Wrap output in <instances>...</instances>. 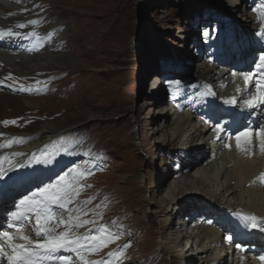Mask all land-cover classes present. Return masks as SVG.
I'll return each mask as SVG.
<instances>
[{
  "label": "bare ground",
  "instance_id": "6f19581e",
  "mask_svg": "<svg viewBox=\"0 0 264 264\" xmlns=\"http://www.w3.org/2000/svg\"><path fill=\"white\" fill-rule=\"evenodd\" d=\"M116 2L120 3L119 0H0V30L19 33L0 38V127L28 131L22 137L23 143L0 147V156L8 159L12 156L22 164L37 151L51 150L54 142L59 144L54 127L61 125L59 116L73 113L77 108L81 113L65 116L63 124L80 121L87 112L98 116L108 107L115 106L117 110L124 107L123 74L115 69L102 70L108 48L120 45L111 30L103 31L111 22L101 19L105 13L118 11V4L113 5ZM56 5L61 6L58 13L54 11ZM76 7L82 10L81 16H75L71 10ZM213 8L223 19L231 21L236 35L217 49H201L194 62L195 65L199 61L197 68L185 78L186 98L179 104L155 107L152 114L159 115H149L150 120L145 121L143 128L144 134L148 132L147 136L157 143L146 149L147 155H151V149L164 152V148L170 147L179 157L174 160L175 166L165 170L164 176H159L154 169L140 174L139 161H130L121 152L123 145L118 137L112 136L122 161L119 172L133 179H128V186L121 188L116 186L118 175L93 178L91 193L102 195L85 211L72 213L81 222L106 219L116 223L119 226L112 234L129 235L132 241H138L139 253L131 252L124 264H189L192 260L197 261L193 264H264L259 259L264 257V231L259 230L264 227V152L260 149L261 137L255 135L264 129V105L245 106L243 102L251 98V93L244 90L245 84L239 75L235 78L232 75L255 71L252 60L256 47L243 44L250 41L253 30L260 31L261 24L257 21L258 13L253 10L245 14L250 13V17L243 13L242 23L236 16L240 8L237 0H216ZM19 24L25 27L18 28ZM33 32L36 36L31 35ZM177 50L180 57L187 58L183 48L177 47ZM257 54L259 58L264 51ZM116 62V66L120 65V61ZM88 64L94 71L89 70ZM146 71L160 75L153 66ZM41 77L47 80V85L40 83ZM59 80L66 82L65 90L50 91L49 83ZM154 81L145 91L143 113L151 110V100L157 94V88L156 92L150 90ZM237 86L242 89L240 93L236 92ZM247 88L255 90L254 80ZM59 95L64 98L58 99ZM233 96L237 99L235 105L224 103ZM46 110L49 113L40 122L39 112ZM124 111L130 119V111ZM92 117L95 116L91 114L89 118ZM216 126L223 130L214 132ZM245 127L253 132L247 154L236 148L234 138ZM136 135L132 134L134 138ZM13 137L9 136L4 143ZM147 140L144 138L142 142ZM135 143L133 147L138 148V142ZM226 143L230 144L229 148L224 146ZM7 163L0 164V179L2 169L8 168ZM21 176L20 185L27 187L36 179L24 173ZM140 184L154 193L150 202L143 199L146 192L139 188ZM35 191L36 188L21 187L6 192L3 198H9L5 202L0 199V231L15 233V228H8L10 214L17 211L20 200ZM191 194L201 200L189 202ZM185 204L190 206L183 209ZM68 207L80 209L79 205ZM135 207L139 213L125 212ZM118 210L124 211L120 217L116 214ZM55 213L64 218L68 216L58 207ZM90 213L95 217H89ZM252 216L259 222L255 228L249 224L248 218ZM18 223L24 225V235L37 239L32 232L34 217ZM228 237H232L231 242ZM102 249L83 254L87 258ZM141 252H150L148 262L143 260ZM55 255H73L74 264H79L69 252ZM161 257L163 260L159 261ZM0 264H7L6 258L0 257ZM43 264H59V261Z\"/></svg>",
  "mask_w": 264,
  "mask_h": 264
},
{
  "label": "rangeland",
  "instance_id": "374dc122",
  "mask_svg": "<svg viewBox=\"0 0 264 264\" xmlns=\"http://www.w3.org/2000/svg\"><path fill=\"white\" fill-rule=\"evenodd\" d=\"M119 1V4L118 2L113 4L116 7L118 4V11L110 15L105 13L101 19L111 22H108L104 26L103 31L111 30L112 34L115 35V41L117 43L119 42L120 45L119 48H108V55L104 57L105 54L103 53L101 56L105 59L102 70L108 71L115 69L117 72L123 74L124 98L126 99L124 107L118 110L115 106L108 107L98 116H96V113L87 112L82 120L72 121L68 124L62 123L64 122V117L69 114L73 116L81 113L79 108L75 109L73 113L59 116L61 125H54L56 132L55 140H58L59 144L54 142L51 145V150L37 151L30 159L22 162V164H19V160L12 156L8 159L11 161V163H7L10 168L6 165L8 168L5 167L2 169L0 199L5 197L7 191L12 192L16 188L19 190L23 187L31 190L55 183L59 176L69 172L70 169H77L91 172V174L79 180V185H83L84 187L78 189V195L74 193L75 198L68 206L79 205V212L85 211L95 202L96 198L102 195L99 192L91 193L93 178L100 180L101 178L104 179L118 175L119 178L116 181V186L121 188L128 186V179H133L119 172L118 168L122 161L117 154L118 148L113 142L114 136H117L119 142L123 145L121 152L126 153L130 161L135 159L139 161L137 171L140 174L154 169L158 171L157 174L159 176H164L165 170L169 171L172 166H175L174 162L179 157L175 153L176 150L170 147L164 148V152L151 149V155H147L145 152L146 149L149 147L153 148V144L157 143H153L152 139L147 136L148 132L144 134L143 128L146 126L145 121L150 120L148 119L149 115H151L150 117L159 115L152 114L155 111L154 108L158 105L172 104L175 102L179 104L186 98L185 78L193 74V70L197 68L199 61L195 65L194 62L200 56L199 51L203 48L213 50L224 45L225 40L229 41L234 38V29L231 28V21L223 19L216 12L217 10L213 8L216 0ZM261 2L262 0H237V5L240 8H238L236 16L243 23V13L245 16L248 10H253L254 7L261 5ZM60 10L61 6L56 5L54 11L58 13ZM71 10L75 16L82 15V10L79 7L71 8ZM249 14L245 17H250L251 15ZM115 19L119 20L116 22L117 24L114 21ZM253 32L249 36L250 39L248 38L250 41L243 44L245 46L253 45L256 47L252 64L258 59L257 53L264 51V37L259 36L254 30ZM141 40L144 41L141 53L142 64H140L141 71L137 77L136 71L139 64L138 42H141ZM177 47L184 49V54L187 58L183 59L180 57V54L177 52ZM117 60L120 61V65L118 66H116ZM88 65L89 70L94 71L93 66L91 64ZM151 66L159 71L160 75L147 72L146 70ZM247 70H250V68ZM145 77L147 78L144 80ZM152 79H155V81L150 90L151 92H156L157 88V94L151 100V110L143 113L141 110L143 98H145V91L147 93L149 89L148 85H150ZM39 81L47 85L45 78L41 77ZM49 86H51L49 87L50 91H53L54 88L65 90L66 82L62 80L54 81L49 83ZM136 90L137 92H135ZM59 96L58 99L64 98L62 97L63 95ZM125 109L130 111V119L125 114ZM47 113H49L47 110L45 112H39L40 122L46 119ZM91 114L95 117L89 118ZM145 116L146 118H144ZM27 133L28 131L25 129L0 127V143H4V140L9 136L24 137ZM133 133L138 135L134 138L132 136ZM144 138L148 139L146 143L142 142ZM135 142H138V148L133 147L136 145ZM22 173L32 175L36 178L29 187L20 185L19 182L23 178L21 176ZM138 186L139 188L142 187L141 190L144 193L146 192L143 199L150 202L154 193L146 191L141 184ZM155 195L158 198H164V196L160 197L159 194L158 196L157 194ZM8 198L6 197L2 200L5 202ZM189 200V202H198L201 198L198 195L191 194ZM84 201L89 202L83 203ZM189 206V204H185L182 208L186 209ZM55 210L56 206H53V211L55 212ZM125 212H130L134 215L139 213V210L135 207ZM123 213V210H118L116 214L120 217ZM93 216V213H90L89 217L93 218ZM94 222L84 224L79 230L72 231L77 235L94 236L97 235L96 229H99L101 226L106 228L109 233L115 231L119 226L116 223H109L106 219H98L94 220ZM143 223L145 224V221ZM152 223L156 224V222ZM130 226L135 227L132 224ZM60 230L62 229H57V231ZM127 236L129 235L118 236V239L108 243L106 248L103 247L100 253L88 255L87 259L92 261L111 259V264H124L131 256V252L139 253L137 249L139 242L132 241ZM124 245H127V247H123ZM110 252H116L117 255L109 258L108 253ZM149 256L150 252H141V257L144 261L148 262ZM121 257L123 258L122 260H120ZM162 260V257L161 259L159 258V261ZM195 262L197 261L192 260L189 264Z\"/></svg>",
  "mask_w": 264,
  "mask_h": 264
},
{
  "label": "snow or ice",
  "instance_id": "6c2138e0",
  "mask_svg": "<svg viewBox=\"0 0 264 264\" xmlns=\"http://www.w3.org/2000/svg\"><path fill=\"white\" fill-rule=\"evenodd\" d=\"M253 11L257 12V21L261 24V29L258 35L264 37V0L261 5L254 8ZM30 24H35V21H29ZM18 28H24L25 24L17 25ZM19 35L13 33L11 29L0 30V38L4 36ZM36 36V33H31ZM32 49H30L31 51ZM255 64V71L248 73L233 72V77L240 76L244 81L246 91H250L251 98L245 100V106L252 108L257 104L264 105V54H261L258 60L253 62ZM254 80L255 90H249L247 85ZM242 89L237 86L236 92L240 93ZM225 104L235 105L237 99L235 96L224 100ZM15 123L13 122H5ZM223 129L216 126L213 131H222ZM253 132L251 129L245 127L235 134L236 148L244 153H248L251 145V137ZM257 137H261L260 149L264 152V129L255 133ZM24 138L13 137L6 143L0 144V147H11L13 143H23ZM226 148L230 144L224 145ZM19 155V153H13ZM9 162L8 157L0 156V164ZM91 172H85L77 169H70L69 172L64 173L57 178L55 183H50L44 187L38 188L37 191L32 192L30 195L25 196L16 205L17 211L10 214L9 229L15 228V233L9 231H0V257L6 258L7 264H43L45 261L56 260L59 264H74L73 255H59L58 252L66 251L74 254L75 259L79 264H111V259L91 261L83 254L85 252L92 254L107 243L113 242L118 239V235L109 233L106 228L101 226L97 230V235H77L72 231L74 227H82L84 224L95 223L94 221L85 220L81 222L78 217H74L72 213L79 212V208H70L69 204L75 198L74 193L78 195V189L84 186L79 185V180L90 175ZM264 176V174H262ZM84 201L83 203H88ZM53 206L65 210L68 213L67 218L64 216H57L53 211ZM31 217L35 218V225L32 226V232L37 239H33L28 235H24V225L18 223L23 220H28ZM249 224L255 228L258 226V221L255 216L249 217ZM57 229H62L57 231ZM264 231V227L259 229ZM231 242L232 237L227 238ZM16 241H22L17 243ZM123 247H127L124 245ZM122 254V251H121ZM117 255L116 252L108 253V257L112 258ZM264 261V257H260Z\"/></svg>",
  "mask_w": 264,
  "mask_h": 264
},
{
  "label": "water",
  "instance_id": "95a60500",
  "mask_svg": "<svg viewBox=\"0 0 264 264\" xmlns=\"http://www.w3.org/2000/svg\"><path fill=\"white\" fill-rule=\"evenodd\" d=\"M143 44H144V41H143V40H141V42H138V47H139V52H138L139 64H138V70L136 71L137 76H138V74H139L140 71H141V66H140V64H142V63H141V53H142ZM136 89H137V88H136ZM135 92H137V90H136Z\"/></svg>",
  "mask_w": 264,
  "mask_h": 264
}]
</instances>
